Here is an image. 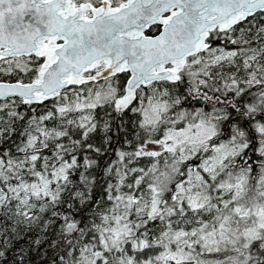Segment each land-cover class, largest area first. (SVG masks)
I'll list each match as a JSON object with an SVG mask.
<instances>
[{
	"label": "snow or ice",
	"instance_id": "6c2138e0",
	"mask_svg": "<svg viewBox=\"0 0 264 264\" xmlns=\"http://www.w3.org/2000/svg\"><path fill=\"white\" fill-rule=\"evenodd\" d=\"M0 264H264V0H0Z\"/></svg>",
	"mask_w": 264,
	"mask_h": 264
}]
</instances>
